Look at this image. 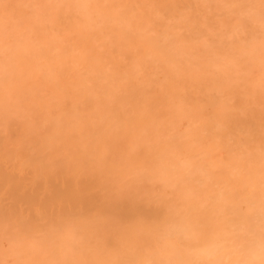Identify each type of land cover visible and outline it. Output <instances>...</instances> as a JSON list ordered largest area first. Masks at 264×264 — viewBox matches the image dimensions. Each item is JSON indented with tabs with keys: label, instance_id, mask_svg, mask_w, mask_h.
Here are the masks:
<instances>
[{
	"label": "bare ground",
	"instance_id": "bare-ground-1",
	"mask_svg": "<svg viewBox=\"0 0 264 264\" xmlns=\"http://www.w3.org/2000/svg\"><path fill=\"white\" fill-rule=\"evenodd\" d=\"M0 264H264V0H0Z\"/></svg>",
	"mask_w": 264,
	"mask_h": 264
}]
</instances>
